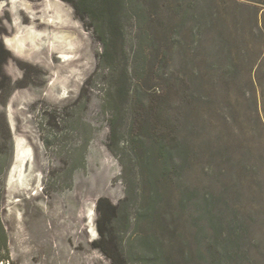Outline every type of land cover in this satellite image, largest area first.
<instances>
[{"label": "rangeland", "instance_id": "obj_1", "mask_svg": "<svg viewBox=\"0 0 264 264\" xmlns=\"http://www.w3.org/2000/svg\"><path fill=\"white\" fill-rule=\"evenodd\" d=\"M98 1L0 0V264H264V0Z\"/></svg>", "mask_w": 264, "mask_h": 264}, {"label": "trees", "instance_id": "obj_2", "mask_svg": "<svg viewBox=\"0 0 264 264\" xmlns=\"http://www.w3.org/2000/svg\"><path fill=\"white\" fill-rule=\"evenodd\" d=\"M68 3H70L73 8L75 9L76 14L85 21H89V25L91 28H93L95 31L98 30L97 24H96V16L95 13L99 8V5L101 4L98 0H64ZM102 5H105L106 7L111 6V0H103ZM107 9V8H106ZM99 41L104 45L105 53L102 54L100 57L101 59H104L108 53L109 43L108 39L104 36L99 38ZM3 61L0 60V74H1V68H2ZM2 173V170H0V174ZM97 208L100 214V218L98 220V230L101 235V240L96 245L97 247L101 248L102 251L112 260L113 264H122L123 262L120 261L119 257L121 258V254L115 255L114 252H111L109 249V246L112 242V233L111 230H106L108 224V217L112 212L118 211L119 207L112 205L108 199L106 198H100L97 203ZM0 252H5L6 254L9 253L8 249V237L6 230L4 228V225L0 219ZM6 262L4 264L9 263L10 259L9 256L6 258Z\"/></svg>", "mask_w": 264, "mask_h": 264}, {"label": "bare ground", "instance_id": "obj_3", "mask_svg": "<svg viewBox=\"0 0 264 264\" xmlns=\"http://www.w3.org/2000/svg\"><path fill=\"white\" fill-rule=\"evenodd\" d=\"M90 218L93 220L94 219V215L93 213L90 214Z\"/></svg>", "mask_w": 264, "mask_h": 264}]
</instances>
